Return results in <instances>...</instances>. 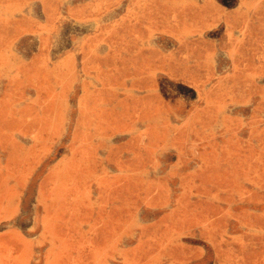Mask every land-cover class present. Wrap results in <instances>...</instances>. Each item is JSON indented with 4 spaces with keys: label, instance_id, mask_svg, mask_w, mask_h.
<instances>
[{
    "label": "rangeland",
    "instance_id": "rangeland-1",
    "mask_svg": "<svg viewBox=\"0 0 264 264\" xmlns=\"http://www.w3.org/2000/svg\"><path fill=\"white\" fill-rule=\"evenodd\" d=\"M0 264H264V0H0Z\"/></svg>",
    "mask_w": 264,
    "mask_h": 264
}]
</instances>
